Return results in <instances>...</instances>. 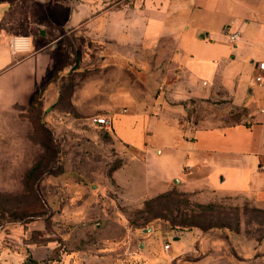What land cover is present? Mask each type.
I'll list each match as a JSON object with an SVG mask.
<instances>
[{
  "label": "crops",
  "instance_id": "crops-1",
  "mask_svg": "<svg viewBox=\"0 0 264 264\" xmlns=\"http://www.w3.org/2000/svg\"><path fill=\"white\" fill-rule=\"evenodd\" d=\"M225 27L240 33L237 46ZM15 36L32 39L29 53L11 52ZM0 51V108L29 107L40 94L43 103L56 102L63 92L77 118L112 119L121 155L141 152L150 165L183 154L184 172L199 176L182 180L171 168L169 181L153 185L164 194L173 184L248 192L264 202V89L255 83L264 61V0H0ZM121 99L134 109L140 136L113 128ZM195 100L224 105L234 122L192 121L186 104ZM119 170L113 178L124 187Z\"/></svg>",
  "mask_w": 264,
  "mask_h": 264
},
{
  "label": "rangeland",
  "instance_id": "rangeland-1",
  "mask_svg": "<svg viewBox=\"0 0 264 264\" xmlns=\"http://www.w3.org/2000/svg\"><path fill=\"white\" fill-rule=\"evenodd\" d=\"M41 96L26 108H0V147L20 138L29 145L17 168H0V264H264V202L248 192H187L171 184V213L164 199L144 207V199L165 195L153 185L169 181L172 169L182 180L199 176L184 172L190 165L183 154L169 152L150 165L141 152L121 155L112 130L89 124L95 114L77 118L63 92L48 104ZM123 99L113 128L140 136ZM187 106L203 127L235 120L220 103Z\"/></svg>",
  "mask_w": 264,
  "mask_h": 264
},
{
  "label": "built area",
  "instance_id": "built-area-1",
  "mask_svg": "<svg viewBox=\"0 0 264 264\" xmlns=\"http://www.w3.org/2000/svg\"><path fill=\"white\" fill-rule=\"evenodd\" d=\"M223 35L227 38L228 42L237 46V43L240 40V33L237 31H232L230 27H225L222 31ZM11 52L14 55L18 54H27L31 51L32 48V39L28 36H15L12 38L10 43ZM255 83L264 89V61L258 62L255 67ZM90 124L95 127H100L102 129H111L112 128V119L106 116H95L90 119ZM171 249V244H166L164 246L165 251Z\"/></svg>",
  "mask_w": 264,
  "mask_h": 264
},
{
  "label": "clouds",
  "instance_id": "clouds-1",
  "mask_svg": "<svg viewBox=\"0 0 264 264\" xmlns=\"http://www.w3.org/2000/svg\"><path fill=\"white\" fill-rule=\"evenodd\" d=\"M28 149L29 145L22 138L15 140L8 147H0V168L7 167L9 170L17 168Z\"/></svg>",
  "mask_w": 264,
  "mask_h": 264
},
{
  "label": "trees",
  "instance_id": "trees-1",
  "mask_svg": "<svg viewBox=\"0 0 264 264\" xmlns=\"http://www.w3.org/2000/svg\"><path fill=\"white\" fill-rule=\"evenodd\" d=\"M40 96V95H39ZM39 96H37V98L36 99H38V97ZM191 102H195V101H191ZM187 105V104H186ZM187 113L189 114V109H187ZM90 120H88V122H89ZM90 124V123H89ZM105 130H111V129H105ZM116 170V169H115ZM172 193V192H171ZM171 193H169V194H171ZM159 199V200H161V199H164V201H165V204H167V206H169V207H167L166 208V210H168L170 213L172 212L169 208H170V201H169V199H170V196L167 194H165V195H158L157 197H155V198H153V199H149V200H146L145 202H144V207H145V205H146V207H147V205H149L151 202H153V201H151V200H155V199ZM157 199V200H158ZM156 200V201H157ZM180 202H182V201H178L177 202V204L178 203H180ZM151 212V209H150V211H148V214ZM153 219H165V217L164 218H161V217H157V218H153ZM176 225L177 224H174V225H170V227H176ZM187 226H189V225H181V228H184V227H187ZM196 225H191V227H195Z\"/></svg>",
  "mask_w": 264,
  "mask_h": 264
}]
</instances>
